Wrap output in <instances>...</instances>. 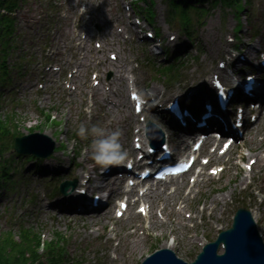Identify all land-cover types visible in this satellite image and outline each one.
<instances>
[{
	"label": "rangeland",
	"instance_id": "rangeland-1",
	"mask_svg": "<svg viewBox=\"0 0 264 264\" xmlns=\"http://www.w3.org/2000/svg\"><path fill=\"white\" fill-rule=\"evenodd\" d=\"M31 12L32 11H30L28 13H31ZM25 17L27 18V23H28L30 21V18H35V15L32 14L30 16H25ZM20 22L23 23V21H20ZM33 25L34 24H32V26ZM33 28H35V27L33 26ZM30 32L32 33V31H30ZM33 93L34 92H32V95H33ZM34 98L35 97H29L27 99H31V101H33V100H35ZM40 98H41L42 105H40L39 108H44V110H45V109H50V107H53V110H55V111L58 108L59 118H61L62 120L64 119V121L67 122V115L61 113V105H58V100L56 97L53 98V97H48L46 95H43ZM24 99H26V98H24ZM64 108H68V107H64ZM38 119L39 118L36 116V114L32 113L30 110H24L23 112L18 111V112H15L14 124L17 126L19 132L25 133V131H23V130L29 126H31V127L35 126L36 123L38 122ZM45 126L47 127V128H44L45 133L51 134V133L55 132V130L52 127H50L48 125H45ZM66 127H68V126H66ZM61 139L63 142H65L66 136H62ZM67 148H68V150H71L72 144L68 143ZM4 213H7L6 208L0 205V214H4ZM10 213H12V212L10 211ZM38 220H39V223H37V224L41 225L42 228L45 230V233H46V236L44 237L45 240L49 239L51 233L54 232L55 229H58L62 233L65 232L66 233L65 235H67L66 228H64L63 226L59 227V226L52 224L49 221V219L46 218L45 216L40 217V219H38ZM30 222H32V221H30ZM40 223H42V224H40ZM8 227H9V225H8L7 219H4V218L1 219V216H0V233L6 231L8 229ZM77 230H78V225H77Z\"/></svg>",
	"mask_w": 264,
	"mask_h": 264
},
{
	"label": "clouds",
	"instance_id": "clouds-1",
	"mask_svg": "<svg viewBox=\"0 0 264 264\" xmlns=\"http://www.w3.org/2000/svg\"><path fill=\"white\" fill-rule=\"evenodd\" d=\"M77 135L81 138H87L89 135L95 137L87 154L88 158L93 162L89 167L98 165L106 168L110 164L122 162L127 155L119 143V131L106 134L104 129L96 125L88 127L81 123L77 130Z\"/></svg>",
	"mask_w": 264,
	"mask_h": 264
},
{
	"label": "trees",
	"instance_id": "trees-1",
	"mask_svg": "<svg viewBox=\"0 0 264 264\" xmlns=\"http://www.w3.org/2000/svg\"><path fill=\"white\" fill-rule=\"evenodd\" d=\"M35 247H38V243L33 244L31 240L19 243L0 241V264H42Z\"/></svg>",
	"mask_w": 264,
	"mask_h": 264
},
{
	"label": "bare ground",
	"instance_id": "bare-ground-1",
	"mask_svg": "<svg viewBox=\"0 0 264 264\" xmlns=\"http://www.w3.org/2000/svg\"><path fill=\"white\" fill-rule=\"evenodd\" d=\"M125 117H129V114L126 112L124 115H122L119 120L121 121L123 118ZM58 162V161H57ZM46 168H49L51 167V165H49V163H47V165H45ZM36 169V168H35ZM58 173H63L64 172V169L63 168H58L57 170ZM152 200V199H150ZM68 209H72V210H75V206H73L72 204L68 206Z\"/></svg>",
	"mask_w": 264,
	"mask_h": 264
}]
</instances>
